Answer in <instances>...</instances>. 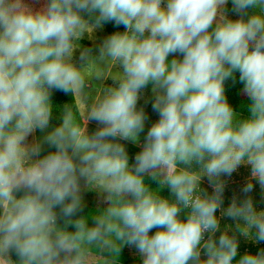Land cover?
Listing matches in <instances>:
<instances>
[{
  "label": "clouds",
  "instance_id": "obj_1",
  "mask_svg": "<svg viewBox=\"0 0 264 264\" xmlns=\"http://www.w3.org/2000/svg\"><path fill=\"white\" fill-rule=\"evenodd\" d=\"M107 23L124 31L83 49L77 66L74 42ZM102 62L122 71L85 108V68ZM237 73L243 119L225 93ZM148 86L158 119L145 133ZM54 91L81 101L58 126ZM89 122L100 127L89 133ZM124 142L140 144L131 165ZM241 165L250 179L224 208ZM82 181L109 203L91 225L78 215ZM253 181L264 192V0H0V264H83L92 247L123 245L142 264H264V248L238 255L235 231L215 237L219 210L264 243Z\"/></svg>",
  "mask_w": 264,
  "mask_h": 264
},
{
  "label": "rangeland",
  "instance_id": "obj_2",
  "mask_svg": "<svg viewBox=\"0 0 264 264\" xmlns=\"http://www.w3.org/2000/svg\"><path fill=\"white\" fill-rule=\"evenodd\" d=\"M229 17L232 19L238 18L236 14L233 12H227ZM88 27H91V24L86 26L85 31L80 36L79 39H77L74 43L76 44V47L73 52V62L79 66V55L80 52L83 49L91 48L93 49V52L95 53V50L98 48L100 43L104 38H106L108 33L104 31L103 28H94L91 31H88ZM173 57L170 55L168 57L169 60H171ZM177 58H179V55L177 54ZM86 89L85 93L87 94V98L85 101V108L88 104L92 103L98 95L101 94V91L103 88L111 86L113 84V79L120 74L122 71L120 67L116 64H112L110 62H102L97 63L91 66H86ZM151 99H152V93H151V86L146 87L143 90L142 96L140 101H138V107L144 106L146 115L148 116V120L145 124V133L150 127L151 123L155 122L158 119V113L152 110L151 108ZM80 99L75 97V104L77 107V111H79L80 108ZM52 104H53V113H52V120L51 125L52 126H58L61 122V116H62V110L63 105L59 102L55 91L52 95ZM237 118L239 116L237 115ZM240 119V118H239ZM87 130L89 133L96 130V128L100 127L99 124L96 122H89L87 125ZM36 136H39L40 133L37 132L35 134ZM143 133L141 134V141L143 142ZM31 139V137L29 138ZM126 150L128 151L130 160V165L134 163V156L136 153H138L141 148L139 143H132V142H124ZM250 166L247 165H241L238 167L237 171L233 173L232 177L227 179L226 182V188L224 192V203L223 207L227 208L232 199L235 197H240V188L250 179ZM254 189L253 192L250 193V195L253 198L254 204L257 208V211H264V192L261 191L258 184L253 181ZM200 188L203 190H207L209 193H211L212 189L209 186L207 177H203L201 179ZM82 189H83V201L84 203H97L106 205L107 199H106V193L102 192L99 188H97L94 185H89L87 182L82 181ZM157 192L161 197L167 198L169 197L170 193L167 187H160ZM217 219L220 224V230L215 233V237L218 238L221 232L227 231L228 234H232L234 231L236 232L239 247H238V253L240 252H247L251 251L252 253H256L261 248H264V243H256L253 235L249 233L248 235H245L242 231H236V225L237 222L231 218L224 217L221 215V212L218 210L216 213ZM241 228H243V224H241ZM205 238H207V234H205ZM132 253L134 255L141 258L137 250L132 247ZM104 251L101 249H98L96 247L90 248L86 253L84 257L83 264H119L114 261H111L105 257L102 256V253ZM203 258V253H202ZM142 259V258H141Z\"/></svg>",
  "mask_w": 264,
  "mask_h": 264
},
{
  "label": "trees",
  "instance_id": "obj_3",
  "mask_svg": "<svg viewBox=\"0 0 264 264\" xmlns=\"http://www.w3.org/2000/svg\"><path fill=\"white\" fill-rule=\"evenodd\" d=\"M227 12H232V6L229 3L226 6ZM103 29L106 33L111 34L114 31H124L123 26L114 27L112 23H107L103 26ZM236 82L233 83L231 80L226 81L225 83V93L228 99V102L233 107L234 111L237 113L240 119H243L247 117V105H248V99L246 93L243 91L242 85L240 84L238 80V73ZM55 94L59 100V102L63 105L71 106L73 111L78 114L77 107L75 104V97L71 93H64L62 91H55ZM163 173H161V176ZM145 183L150 187L152 191H157L161 186L157 180H153L152 177L145 176ZM109 206V203L107 202L106 205L97 204V203H84L82 212L78 213L79 216L84 217L88 224L91 225L93 223V217L96 215H99L102 213L107 207ZM153 232L156 231V229L152 230ZM132 248L129 245H123L121 247V250L119 254L117 255H111L108 252L104 251L102 253V256L114 261L119 264H142V259L134 253H132ZM245 252H240L238 255H242ZM247 253H252L251 251H247ZM13 260H15V257H12Z\"/></svg>",
  "mask_w": 264,
  "mask_h": 264
}]
</instances>
